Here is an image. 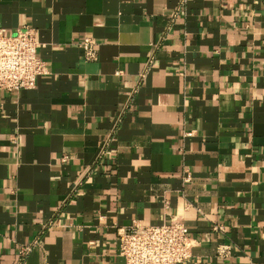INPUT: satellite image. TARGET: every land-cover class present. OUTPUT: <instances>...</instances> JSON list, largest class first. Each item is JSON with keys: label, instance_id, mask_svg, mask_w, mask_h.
Segmentation results:
<instances>
[{"label": "crops", "instance_id": "crops-1", "mask_svg": "<svg viewBox=\"0 0 264 264\" xmlns=\"http://www.w3.org/2000/svg\"><path fill=\"white\" fill-rule=\"evenodd\" d=\"M179 1L0 0L48 71L0 89V264H123L119 228L172 216L177 264H264V0Z\"/></svg>", "mask_w": 264, "mask_h": 264}, {"label": "built area", "instance_id": "built-area-1", "mask_svg": "<svg viewBox=\"0 0 264 264\" xmlns=\"http://www.w3.org/2000/svg\"><path fill=\"white\" fill-rule=\"evenodd\" d=\"M185 2L187 0L179 1L171 14V22L180 5ZM39 45L34 27L22 25L12 33L0 29V89L14 92L35 87L37 79L48 72L45 61L38 56ZM78 45L83 59H97L94 39L83 36L78 40ZM151 63L152 57H148L139 79L144 77ZM99 154H103V148ZM212 228L223 230L220 224ZM117 237L118 253L123 258V264L183 263L191 257L195 242L182 220L176 216L159 224L133 223L128 227L119 228ZM29 250V246L20 249V257L23 258ZM228 250V246L223 244L216 247V253L219 255H227Z\"/></svg>", "mask_w": 264, "mask_h": 264}]
</instances>
